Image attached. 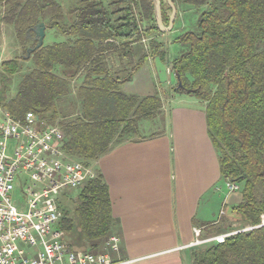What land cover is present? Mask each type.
<instances>
[{"label": "trees", "instance_id": "trees-1", "mask_svg": "<svg viewBox=\"0 0 264 264\" xmlns=\"http://www.w3.org/2000/svg\"><path fill=\"white\" fill-rule=\"evenodd\" d=\"M160 1L164 22V6L171 8ZM171 1L198 13L194 30L175 39L180 50L170 61L172 92L203 105L221 177L239 186L241 199L230 208V219L257 227L264 218V0ZM0 6V24L12 26L31 48L36 41L27 31L41 22L63 38L24 58L28 43L20 57L0 64V104L14 118L32 112L57 125L70 159L93 165L113 143L144 139L141 123L161 118L156 91L137 96L121 90L149 58L164 60L163 45L151 38L161 33L153 0H0ZM146 37L148 49L141 46ZM23 69L15 90L5 96L8 82ZM96 172L72 206L60 203L57 224L72 249L93 254L104 251L115 228L108 187ZM232 222L225 218L220 224L230 228ZM191 262L264 264V226L198 247Z\"/></svg>", "mask_w": 264, "mask_h": 264}, {"label": "crops", "instance_id": "crops-1", "mask_svg": "<svg viewBox=\"0 0 264 264\" xmlns=\"http://www.w3.org/2000/svg\"><path fill=\"white\" fill-rule=\"evenodd\" d=\"M62 40L45 28L43 44ZM150 62L153 64L152 59L146 64ZM138 73L121 90L152 94L153 90L148 94L130 91L137 86L134 82L141 80L144 85L145 77L139 79ZM174 94L161 114L159 131L142 134V140L113 143L94 165L108 187L113 235L119 239V254L113 258L126 264H192L191 251L199 247L193 245L195 229L201 231L199 238H211L229 233L234 226L213 232L219 224L216 214L223 209V216L228 215L241 196L226 189L203 105L195 98Z\"/></svg>", "mask_w": 264, "mask_h": 264}, {"label": "built area", "instance_id": "built-area-1", "mask_svg": "<svg viewBox=\"0 0 264 264\" xmlns=\"http://www.w3.org/2000/svg\"><path fill=\"white\" fill-rule=\"evenodd\" d=\"M63 132L27 112L14 118L0 104V264H121L119 239L108 237L103 252L72 249L57 227L59 196L95 179L96 170L70 159L61 148ZM230 192L239 186L226 182ZM15 197L11 199V195ZM231 234V233H230ZM230 234L203 242L221 243ZM199 244L200 229L194 230Z\"/></svg>", "mask_w": 264, "mask_h": 264}, {"label": "rangeland", "instance_id": "rangeland-1", "mask_svg": "<svg viewBox=\"0 0 264 264\" xmlns=\"http://www.w3.org/2000/svg\"><path fill=\"white\" fill-rule=\"evenodd\" d=\"M0 8H1V6H0ZM154 8H155V15H154L155 22L154 23L157 27V12H156L155 2H154ZM175 8H176V14H175V18H174V22H173V26H172L171 30L168 32H161V33L160 32L159 33L154 32L151 35V38L154 37L153 39L157 43L163 45L164 50H165L164 60H160L159 58H154V59H152L153 64L151 62H150L151 64H146V62L148 63V60H150V58H149L140 67V69L137 71V72H139L137 75L140 77L139 79H141V77H145L144 78V85H142V82L140 80L139 83L138 82L133 83V84H137V86H133L130 88L131 92L138 90L140 92H143V94H148L150 92V90L151 91L153 90V93L156 90H157V92H160L159 94H161V96H159V97L161 98V102H162V100H164V102H162V105H161V110H160L161 114L165 112V109L167 108L165 105L167 104V102L170 103L169 97H170V95L173 94L172 89L176 84L175 75L170 68V61L174 57L177 56V54L179 53V50H180V46L178 43H176L175 39L177 37H179L185 31L194 30V28L196 26V19L198 16L197 10L191 6H186V5L182 6L180 4H177L175 6ZM203 8L204 7L200 8V10ZM164 9H165L166 21L164 20V22L162 21V23H163L164 27L166 28V27H168L171 11L167 10L165 8V6H164ZM45 41L48 43L49 42L48 38H46ZM28 43H29V41L23 42V41L18 40L16 33H15V30L12 26L0 24V64L3 61L12 60V59H16V58L20 57L22 55L23 47L25 45H27ZM149 43H150V37L142 38L141 46H143V48L148 49ZM27 49H29V48H27ZM138 55H139V53L136 52V54L134 55L135 59L138 57ZM109 58L114 63L115 68H117L118 63L115 61L114 55L109 56ZM24 72L25 71L23 69L21 72L16 74L15 77H12V79L8 82L9 90L6 91L5 96L11 95V93L15 90V87H17L19 80L22 78V75ZM175 93L176 94H174V96H181L182 95L185 98L191 97L190 95H188L187 93H184V92H175ZM129 94L137 95V96H144L142 94H137V93H129ZM159 120L156 119L154 121L152 120L149 122L141 123L140 127L142 129V134L148 135L150 133H155V131H159L161 128V120L162 119L160 118ZM94 165L95 164H93L92 166L95 168ZM78 192H79L78 190H75V191L70 190L68 192L70 194V197L59 196V199L62 201V204H65L66 206L70 207L73 205L72 202H70V201L76 200V197L78 196ZM235 193H238V192H235ZM14 197H15V194L11 195V199H13ZM219 203H221V201ZM224 211H229V208L227 207V205L224 206ZM222 216H223V209H222L221 213L216 214L215 221L216 222L218 221L219 224L217 226V229L215 231H213L214 233H218L219 231L224 230V226L221 225L220 223L225 218L230 223L232 221H234V222H232V224L234 226L229 231H231V230L240 231V230H246V229L250 228L249 226H244L242 221L239 220V218L237 216L236 217L234 216V220L228 219L229 213H228V215H225L223 217ZM233 232H235V231H231V233H233ZM204 240H207V238L201 237V238H199V244H193V245L196 247L197 246L204 247L207 244L214 242V241L203 242ZM67 241H71L70 237H67ZM103 248L101 247V250ZM120 263L126 264V261L120 260Z\"/></svg>", "mask_w": 264, "mask_h": 264}, {"label": "water", "instance_id": "water-1", "mask_svg": "<svg viewBox=\"0 0 264 264\" xmlns=\"http://www.w3.org/2000/svg\"><path fill=\"white\" fill-rule=\"evenodd\" d=\"M169 7L171 8V15H170V19H169V23H168V27H164L163 23H162V16H161V2L160 0H154L155 2V6H156V12H157V27L159 29V31L161 32H168L171 30L172 26H173V22H174V18H175V14H176V8L175 5L172 3L171 0H165ZM33 32L34 33V40L36 41V45L33 48H29L26 50V55L24 56V58H29L30 54L32 52H34L35 50L39 49L42 45H43V40L45 37V24L43 22L36 24L34 27H31L27 32ZM178 79V77H177ZM178 86L181 87V83L178 82ZM260 226H264V218L262 220V224L257 226V227H250L246 230H240V231H235L232 234H236L238 232H243V231H247V230H251L254 228H258Z\"/></svg>", "mask_w": 264, "mask_h": 264}, {"label": "clouds", "instance_id": "clouds-1", "mask_svg": "<svg viewBox=\"0 0 264 264\" xmlns=\"http://www.w3.org/2000/svg\"><path fill=\"white\" fill-rule=\"evenodd\" d=\"M231 233V232H230ZM230 233H227V234H230ZM225 235V234H224ZM230 236V235H229Z\"/></svg>", "mask_w": 264, "mask_h": 264}]
</instances>
